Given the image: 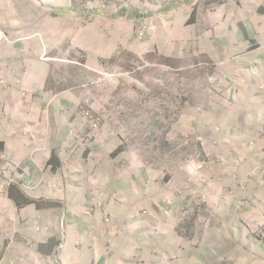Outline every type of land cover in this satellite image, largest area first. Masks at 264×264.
Instances as JSON below:
<instances>
[{
    "label": "crops",
    "instance_id": "obj_1",
    "mask_svg": "<svg viewBox=\"0 0 264 264\" xmlns=\"http://www.w3.org/2000/svg\"><path fill=\"white\" fill-rule=\"evenodd\" d=\"M27 1L0 0V264H178L192 204L218 209V179L264 156V0H249L229 34L219 12L223 35L174 57L213 66L217 82V98L208 93L193 128L182 133L183 159L199 153L209 162L189 184L139 167L133 150L115 153V141L83 155L69 134L79 130L76 120L70 130L76 97L44 90L50 43L19 27ZM40 4L51 0H30L32 9Z\"/></svg>",
    "mask_w": 264,
    "mask_h": 264
},
{
    "label": "rangeland",
    "instance_id": "obj_2",
    "mask_svg": "<svg viewBox=\"0 0 264 264\" xmlns=\"http://www.w3.org/2000/svg\"><path fill=\"white\" fill-rule=\"evenodd\" d=\"M248 1L51 0L32 9L29 0L20 7L19 27L50 43L44 57L53 60L44 90L55 99L76 97L68 127L78 122L83 155L96 143L115 141V153L133 150L139 167L189 184L183 170L189 156L182 157L188 139L182 133L193 128L208 93L217 98V82L211 79L213 66L188 56L176 63L174 57L200 42H216L223 35L219 12L229 34L243 8L249 12ZM217 182L220 193L212 196H219L220 207L192 204L180 231L178 264H264V156Z\"/></svg>",
    "mask_w": 264,
    "mask_h": 264
},
{
    "label": "built area",
    "instance_id": "obj_3",
    "mask_svg": "<svg viewBox=\"0 0 264 264\" xmlns=\"http://www.w3.org/2000/svg\"><path fill=\"white\" fill-rule=\"evenodd\" d=\"M70 136H74L76 134L75 132L71 131ZM199 143L201 144L202 147L205 146L203 140L201 138H198ZM206 168V163L202 161L201 157L199 154H193L190 155L184 163V168L183 170L186 171L189 175V181L193 183H197L199 180L200 173ZM52 190H58L57 186L55 187L54 185H48ZM98 208L101 206L99 202H96L94 204Z\"/></svg>",
    "mask_w": 264,
    "mask_h": 264
},
{
    "label": "trees",
    "instance_id": "obj_4",
    "mask_svg": "<svg viewBox=\"0 0 264 264\" xmlns=\"http://www.w3.org/2000/svg\"><path fill=\"white\" fill-rule=\"evenodd\" d=\"M261 13L263 14V13H264V11H261Z\"/></svg>",
    "mask_w": 264,
    "mask_h": 264
}]
</instances>
